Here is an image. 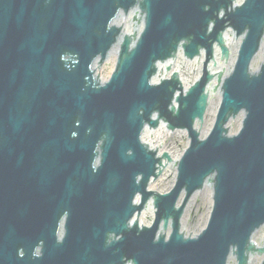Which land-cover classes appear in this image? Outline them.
Wrapping results in <instances>:
<instances>
[{
  "label": "water",
  "instance_id": "95a60500",
  "mask_svg": "<svg viewBox=\"0 0 264 264\" xmlns=\"http://www.w3.org/2000/svg\"><path fill=\"white\" fill-rule=\"evenodd\" d=\"M135 2L0 0V264H121L123 259L133 264H226L230 253L237 264H246L249 253H264V247L256 249L249 242L264 224V65L258 76L247 73L264 32V0H247L230 13L229 0H141L145 30L136 48L127 52L126 37L110 83L95 86L88 71L90 62L103 56L118 35V29L108 30L107 24L116 6L127 11ZM205 4L208 11L203 9ZM220 9L226 11L221 20L216 16ZM121 14L113 25L121 26L123 34L134 32L127 29L132 16ZM211 21L215 26L207 33ZM225 23L238 35L245 30L247 34L235 71L223 86L215 130L206 142H199L192 124L195 118L202 120L207 99L203 86L212 76L205 73L187 97L177 99L176 113L174 108L167 110L176 79L158 87L149 86L148 80L156 71L155 62L170 57L182 39L188 42L183 47L189 57L199 47L206 48L209 56L214 41L226 55L220 34ZM226 30L224 44L233 42L236 53L238 42ZM262 48L264 39L260 57ZM112 52L96 66L103 78L99 82L111 75ZM177 54L175 59L181 60V52ZM259 56L252 68H258ZM170 61L160 64V71ZM221 62L227 61L218 52L216 72L221 71ZM193 83L188 77L183 86ZM212 87L203 132L218 106ZM240 109L247 112L244 128L228 139L223 126ZM154 111L170 128H187L191 147L179 165L176 188L170 195L155 196L153 226L140 231L135 224L130 231L126 222L134 208L129 205L127 183L141 175L138 192L145 203L150 194L144 189L158 162L139 142L145 122L157 126L158 121L150 120ZM240 124V117L233 119L229 133L235 134V125ZM154 136L155 131L144 138L159 154L167 153L154 143ZM100 139L102 164L93 173V153ZM128 150L134 154L127 157ZM171 160L162 161L164 168L151 190L158 192L161 179L169 177V168H175ZM213 172L214 207L208 227L196 239H184L178 224L182 210L174 209L176 199L183 188L189 197ZM211 191L209 186L202 189L193 214H189L192 198L186 205L181 224L188 219L187 234H193L198 207ZM60 212L68 213L66 234L63 243L56 244L54 230ZM150 214L153 208L147 207L139 222ZM170 218L169 241L163 235L155 241L160 222L164 221L166 229ZM112 232L122 237L103 246V236ZM36 239L43 242L42 257H16L14 251L20 248L33 255ZM261 239L263 228L253 236L258 245ZM251 258L260 263L259 256Z\"/></svg>",
  "mask_w": 264,
  "mask_h": 264
},
{
  "label": "rangeland",
  "instance_id": "374dc122",
  "mask_svg": "<svg viewBox=\"0 0 264 264\" xmlns=\"http://www.w3.org/2000/svg\"><path fill=\"white\" fill-rule=\"evenodd\" d=\"M133 17L134 16H132V18L129 22V25H128L129 28L128 27L127 28L131 31H134L135 33H139L141 28H142L143 18H142L140 13L137 15L136 21L133 19ZM227 46H228V50H229L228 60H226L227 62H221V71L224 74H226L227 70L232 66L233 61H234V57H235V49H234L233 42H231ZM115 60H116V58H114L110 61L111 73L114 69ZM217 60H218V53L215 54V60H214L215 61V68H214L215 70L217 68ZM254 60H255V58H254ZM254 60H253V63H254ZM253 63H252V65H253ZM201 65L202 64L199 63L198 60H196L195 63H190V62L185 61L183 59H181V60L174 59L169 64L170 71L177 72L179 75V78L181 79L183 84L188 83V77H192L193 82H194L200 76V72L202 69ZM213 83H215V82H213ZM218 99H219V97H218ZM212 121H213V119H209L208 126L211 125ZM227 126L229 129H230V126H233V119L230 120V122L228 123ZM235 127L237 129H239L240 125H235ZM200 132H201V134L204 133L202 128H200ZM154 143L160 145L171 156V158L174 160V163H175V161L177 160V157L179 155H181L183 153V151L185 150V148L187 147L188 140H187L185 132H182V131L168 132L164 126L163 128H158L155 131ZM175 173H176L175 168H169V177L162 178L160 181V186H159V191H158L159 193H165L171 189V187L174 183V180H175ZM156 180H159V177ZM156 180L153 182V184L156 183ZM201 193H202V190L197 192L192 197L189 214L194 213L195 206L197 205V203L200 200ZM211 196H212V191L208 194V196L203 201V203L198 207L193 234L199 233L204 228V226L207 222V219H208V216L210 213V209H211V205H212ZM152 220H153V214L146 215L143 217L142 224L149 225L152 222ZM181 229L183 230L184 233H186V234L188 233V231L190 230V227H188V219H186L183 226L181 224ZM261 240L263 241V239H261ZM260 261H261V257H260ZM248 264H255V262L252 258H250Z\"/></svg>",
  "mask_w": 264,
  "mask_h": 264
},
{
  "label": "bare ground",
  "instance_id": "6f19581e",
  "mask_svg": "<svg viewBox=\"0 0 264 264\" xmlns=\"http://www.w3.org/2000/svg\"><path fill=\"white\" fill-rule=\"evenodd\" d=\"M134 13H136V12H134ZM134 13H133V14H134ZM128 25H129V24H128ZM127 27H128V26H127ZM128 28H129V27H128ZM128 28H127V29H128ZM128 30H129V29H128ZM224 34L228 35V34H227V30L224 31ZM216 51H217V50H216ZM182 59L185 60L184 58H182ZM198 60H199V63H200L201 58L198 59ZM185 61H186V60H185ZM170 62H171V61H170ZM170 62H169V64H170ZM195 62H196V59L192 60L190 63H195ZM210 65H211V64H210ZM210 65H208V69L210 70V72H212V73H213V72H216V70H214L213 68L211 69V66H210ZM230 70H231V69H228V70H227V73H228ZM210 72H209V73H210ZM211 86H212V85H209V86H208V89H209ZM218 94H219V93H218ZM163 127H164V125L160 126L159 128H163ZM209 129H210V126H208V128H207V132L209 131ZM178 157H179V156H178ZM178 157H177V158H178ZM148 207H150V206H148ZM185 234H186V233H185ZM192 236H195V235L193 234Z\"/></svg>",
  "mask_w": 264,
  "mask_h": 264
}]
</instances>
